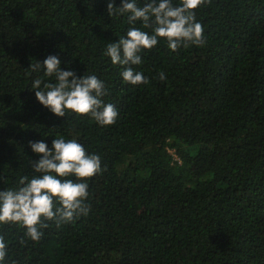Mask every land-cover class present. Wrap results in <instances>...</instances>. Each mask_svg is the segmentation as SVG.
<instances>
[{
  "label": "trees",
  "instance_id": "obj_1",
  "mask_svg": "<svg viewBox=\"0 0 264 264\" xmlns=\"http://www.w3.org/2000/svg\"><path fill=\"white\" fill-rule=\"evenodd\" d=\"M110 2L121 5L0 0V191L38 175L30 142L75 139L102 169L86 181L88 214L44 221L38 242L0 224V264H264V0L199 7L203 46L172 52L160 40L132 66L148 79L140 85L104 55L130 27L108 16ZM48 56L104 82L113 125L58 118L36 101L33 80L55 78L29 66Z\"/></svg>",
  "mask_w": 264,
  "mask_h": 264
},
{
  "label": "clouds",
  "instance_id": "obj_2",
  "mask_svg": "<svg viewBox=\"0 0 264 264\" xmlns=\"http://www.w3.org/2000/svg\"><path fill=\"white\" fill-rule=\"evenodd\" d=\"M209 2L180 0L179 5H174L172 0H145L141 7L137 0H121L119 8L108 3V16L127 15L130 27L126 36L107 44L104 55L113 65L125 66L120 73L123 82L147 84L143 73L132 67L142 63L140 54L151 50L160 40L172 52L190 45L203 46L204 30L196 21L195 10ZM137 22L140 27L135 26ZM29 68L42 69L44 77L55 78V82L36 78L31 84L36 101L54 116L65 117L66 113L90 116L101 127L116 122L118 111L113 104L103 102L105 85L96 75L77 78L73 71L61 70L56 56H48L42 65L35 62ZM159 79H165L164 73H159ZM29 147L40 157L31 162L38 175L31 179L24 176L18 187L0 191V224H18L26 230L27 238L38 242L43 236L41 229L48 227L44 221H54L59 226L88 214L86 181L102 169L100 157L87 154L75 139L65 140L61 136L52 140L51 148L42 140L30 142ZM69 177H75V181ZM6 255L7 245L0 236V262Z\"/></svg>",
  "mask_w": 264,
  "mask_h": 264
}]
</instances>
